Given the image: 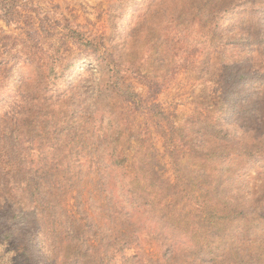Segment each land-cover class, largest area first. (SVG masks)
Masks as SVG:
<instances>
[{"label":"rangeland","instance_id":"rangeland-1","mask_svg":"<svg viewBox=\"0 0 264 264\" xmlns=\"http://www.w3.org/2000/svg\"><path fill=\"white\" fill-rule=\"evenodd\" d=\"M0 161V264H264V0H0Z\"/></svg>","mask_w":264,"mask_h":264},{"label":"trees","instance_id":"trees-1","mask_svg":"<svg viewBox=\"0 0 264 264\" xmlns=\"http://www.w3.org/2000/svg\"><path fill=\"white\" fill-rule=\"evenodd\" d=\"M2 150L4 151V148H2ZM1 150V151H2ZM4 163V161H0V165H2ZM1 169V168H0ZM8 175V174H7Z\"/></svg>","mask_w":264,"mask_h":264}]
</instances>
